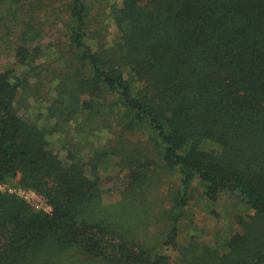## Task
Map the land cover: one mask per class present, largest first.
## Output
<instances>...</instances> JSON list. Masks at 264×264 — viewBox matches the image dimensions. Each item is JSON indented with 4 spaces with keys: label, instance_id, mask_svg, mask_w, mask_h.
Wrapping results in <instances>:
<instances>
[{
    "label": "trees",
    "instance_id": "1",
    "mask_svg": "<svg viewBox=\"0 0 264 264\" xmlns=\"http://www.w3.org/2000/svg\"><path fill=\"white\" fill-rule=\"evenodd\" d=\"M3 55L23 72L0 69V183L51 210L0 189V264H264V0H0ZM29 77L55 93L43 124L20 113ZM72 121L109 136L65 163L50 138ZM115 157L131 199L177 168L153 231L102 204ZM196 181L248 208L221 244L182 225Z\"/></svg>",
    "mask_w": 264,
    "mask_h": 264
},
{
    "label": "rangeland",
    "instance_id": "2",
    "mask_svg": "<svg viewBox=\"0 0 264 264\" xmlns=\"http://www.w3.org/2000/svg\"><path fill=\"white\" fill-rule=\"evenodd\" d=\"M5 57L3 55L0 60V69L14 65L12 59ZM14 66L16 74H22V65ZM54 96L55 93L52 89L36 82L34 77H29L28 83H23L20 87L18 95L20 113L43 124L48 119L49 100ZM108 136L109 132L106 129L77 133L72 121L60 126L50 139L52 148L67 163L66 155L68 152L75 156L87 158L93 155L95 149H100L107 143ZM136 139L140 138L134 136L133 141ZM118 160V157L107 159L98 166L99 184L103 197L102 204L109 205V208L116 214L115 218L118 223L124 224L126 228L129 225L140 224V221L148 214L147 217L151 221L150 229L153 231L161 222L155 213H159L160 208L168 205L166 192L171 187L178 186L177 168L169 171L164 170L158 174V177L154 176L149 183L150 185L131 199L123 193L128 182L127 172L117 166ZM18 181L17 177L10 182H2L0 189L19 194L33 207H38L36 209L50 211L49 205L39 192L20 187ZM192 189L193 198L186 208L185 221L182 225H189L190 231L197 234L199 239L207 241L211 246L217 243L221 244L236 228L235 225L233 226L231 214L236 209L239 213H247L248 208L241 204L239 208L235 209L236 205H233L226 197H219L214 202L204 199L202 197L203 183L200 181H196ZM141 228L144 227L141 225ZM168 252L173 254L171 250ZM173 264L175 263L173 262Z\"/></svg>",
    "mask_w": 264,
    "mask_h": 264
},
{
    "label": "built area",
    "instance_id": "3",
    "mask_svg": "<svg viewBox=\"0 0 264 264\" xmlns=\"http://www.w3.org/2000/svg\"><path fill=\"white\" fill-rule=\"evenodd\" d=\"M50 207V206H49ZM36 208H38V207H36ZM50 210H51V208H50Z\"/></svg>",
    "mask_w": 264,
    "mask_h": 264
}]
</instances>
